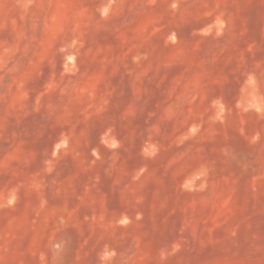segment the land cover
I'll use <instances>...</instances> for the list:
<instances>
[{
  "label": "rangeland",
  "instance_id": "374dc122",
  "mask_svg": "<svg viewBox=\"0 0 264 264\" xmlns=\"http://www.w3.org/2000/svg\"><path fill=\"white\" fill-rule=\"evenodd\" d=\"M0 264H264V0H0Z\"/></svg>",
  "mask_w": 264,
  "mask_h": 264
}]
</instances>
